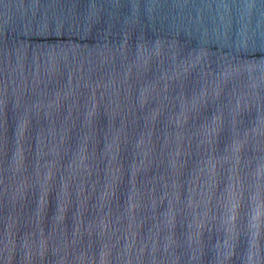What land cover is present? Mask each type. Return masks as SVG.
Wrapping results in <instances>:
<instances>
[{"label": "water", "instance_id": "1", "mask_svg": "<svg viewBox=\"0 0 264 264\" xmlns=\"http://www.w3.org/2000/svg\"><path fill=\"white\" fill-rule=\"evenodd\" d=\"M0 264H264V0H0Z\"/></svg>", "mask_w": 264, "mask_h": 264}]
</instances>
